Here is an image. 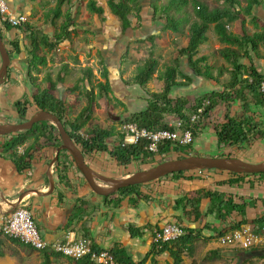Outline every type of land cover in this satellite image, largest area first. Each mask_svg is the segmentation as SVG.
I'll return each mask as SVG.
<instances>
[{
	"label": "trees",
	"instance_id": "16d2710c",
	"mask_svg": "<svg viewBox=\"0 0 264 264\" xmlns=\"http://www.w3.org/2000/svg\"><path fill=\"white\" fill-rule=\"evenodd\" d=\"M67 1L56 0V7L50 11L53 19H58L62 16V7ZM262 1L245 0L246 5L243 6L240 0H222L223 6L210 8L209 4L203 0H151L148 6L143 4L144 0H108V7L112 14L118 18L123 35L135 29L133 27L134 19L142 22L145 8L152 9L153 19L159 21V25L156 32L149 38L150 41L153 42L156 40L162 32L172 31L178 33L182 31L184 26H189V41L186 46L179 49L178 53L180 58L186 57L194 75L198 78L212 80L217 84H221L220 77L224 73L230 75V79L222 83L224 87L222 90L210 91V94L197 97L194 102L186 96L173 97L172 90L174 87L188 88L193 86L194 81L190 76L180 71V59L176 58L173 65L167 66L164 73L157 76L159 80L164 82L163 90L160 92H152L147 88V85L152 80L153 75L158 71L159 60L153 53H150L143 65L138 67V72L132 80L133 85H138L146 91L149 103L144 110L131 114L123 123L135 122L139 127L150 130L172 129L169 127V120L172 117H176L182 120L185 127H187L192 114L197 110L202 101L207 98L211 103L206 108L203 117L194 125L193 134L195 139L201 135L204 129L203 123L217 110L220 102L228 104L225 121L215 128L218 140L217 144L220 149L226 147L240 149L243 146L253 144V140L257 136L260 139H264V125L261 121H256L252 116V112L255 111L257 113V107L264 108V98L260 92V85L264 81V75L258 72L255 64L257 60H264V56L259 52L264 47V31H257L260 26V20L255 11V7L261 6ZM190 6H192V11L189 10ZM87 7L95 15H103L105 11L102 6L98 5L96 0H89ZM243 15L251 16V21L255 28V30H252L253 32L249 31ZM69 21L71 22V20ZM69 21L62 24L60 31L55 33L53 38L45 34L39 36L38 32H34L30 26L16 28L26 33L31 43L30 47L27 48L31 57L27 68L29 78L32 77V69H37L39 65L47 64V59L38 54L42 48L53 51L63 42L71 38V23ZM235 22H239L240 24L241 32L239 33H235L229 29L231 24ZM211 25H213L219 41L226 45L223 48H219L217 54L229 65L227 67L224 65L219 66L217 75L213 74L215 66L210 61V55H199L200 47L209 41L208 31ZM6 29H11V27L6 25ZM0 34L3 35L1 28ZM10 47H12V51L16 54L21 52L18 41L11 42ZM9 53L11 56V51ZM110 71L111 69L105 65L102 73V78L105 81H99L96 85H93L92 82L90 83V87L87 88V104L74 119L68 117V107L65 100L52 93L51 90L55 88L56 83L51 82V90L49 88L38 90L32 97L25 95L22 100H16L14 102L15 110L21 119L20 121H25L29 118L28 112L32 106H35L37 110L49 111L63 122V125L70 133L76 145L84 153L85 158L95 152H108L113 160L124 167L130 166L134 162L154 163L156 157H164L171 153H176L178 158L191 155L192 145L182 146L164 143L160 145V150L157 155L149 153L145 149V141L136 145L122 147L121 144L124 134L122 131L116 132L115 128L111 130L102 127L92 128L88 132V139L78 134L92 120L95 112L94 106L97 100L109 93H113V80ZM85 75L86 79L91 80L93 76L92 69L86 68ZM178 75L181 77V80H178ZM10 77L11 71L8 70L7 79ZM59 81L63 82V78H59ZM125 83L130 85L128 81H125ZM96 89H98V92H96ZM234 101L240 102V106L244 111V116L241 118L229 113L230 103ZM253 106L255 108H252ZM114 135L118 142L116 146L110 148L107 140ZM0 138L3 139L0 142V149L8 154L7 159L10 160L19 174H23L33 168L36 152L45 145L41 144L42 139H45L54 149H57L62 142L57 128L50 121L36 123L30 130L4 136L0 135ZM20 147H24L23 152H20ZM218 156L232 157L230 154H221ZM164 161L166 160L164 159L161 162ZM71 169L81 174L71 155L67 151H61L59 160L55 164V173L58 176L59 184H63L65 187H71L68 180ZM195 172H200V174L195 176ZM205 172L226 174L227 178L225 180L216 181V185L218 186L228 185L230 187H236L247 177L264 179V173L237 174L216 169H205L202 171L177 172L163 177L161 180L170 177L174 180H203L205 178L201 174ZM144 185L146 184L122 188L118 191L120 197L116 198V200L111 199L113 194L108 197H103L104 201L106 204L113 203V201H116L118 204L125 198H128V201L132 204H137L138 199L149 203L153 200L152 197L150 195H144L140 191V188ZM250 185L253 186L252 182ZM59 195L62 198V194L59 193ZM237 199V196L232 193L211 190L205 187L200 188L191 196L183 195L175 200V210H181L185 218L192 220V223L187 226H183L181 222L175 221L182 225L185 230V234L180 239L168 243H152L150 251L139 261H135L128 249L121 243H116L107 250L114 256L116 264H146L149 257L156 261L164 253H167L171 258L169 264H185L184 255L193 256L195 242L203 237L204 230L213 233L209 237V240L212 241L218 238L224 230L240 229L242 226L248 223L250 224L248 222V209L256 208L259 199L251 198L250 201H245L244 198ZM260 201L264 206V198L260 199ZM77 203L76 209L85 212L86 209L84 207L87 202L79 198L77 199ZM204 203H206V206H204ZM203 214L205 217L211 216L218 223L208 222L204 224L202 229L197 228L195 223H201ZM80 215L79 212L78 216ZM77 218L79 217H76L75 214L70 220L73 222ZM252 225H254L257 232H260L264 228V212L253 220ZM144 229L135 227L134 225L127 227V231L132 238H142L145 235ZM1 235H4L2 229H0ZM85 237H89V235ZM10 239L18 245L33 249L19 239ZM94 246L96 249H104L98 247L96 244ZM40 254L42 258L41 264H54V260L59 257L67 258L70 264H96L88 258L74 260L51 249L40 251ZM249 255L264 258V248L253 249V251L249 252ZM5 256L6 253L0 241V259ZM220 256L221 248L211 249L206 253L205 260L212 261ZM192 264L197 263L193 261Z\"/></svg>",
	"mask_w": 264,
	"mask_h": 264
},
{
	"label": "rangeland",
	"instance_id": "374dc122",
	"mask_svg": "<svg viewBox=\"0 0 264 264\" xmlns=\"http://www.w3.org/2000/svg\"><path fill=\"white\" fill-rule=\"evenodd\" d=\"M88 1L89 0H68L62 7V16L58 19L52 20L50 11L56 7V0H40L39 2L35 0L36 3L34 12L30 13L28 16L29 21L25 26H30L34 32H38L39 36L45 34L53 38L55 33L60 31L62 24L71 20V22L69 21L71 23V38L63 42L53 51L47 48H42L38 54L47 59V64L39 65L37 69H32L31 78L28 76L27 68H16L11 62L12 65H10L9 68V71H11V77L5 82V84L8 82L10 84H3L1 87H4L0 89V112L4 110L3 112L6 113V115H0V119L2 120L0 121L1 124H14L23 122L20 121L21 119L15 110L14 102L16 100L14 98L19 96L17 97V100H22L25 96L24 94L27 92L29 93V90L32 92L30 93L31 95H29V97H32L33 93L37 92L38 90H44L47 88L50 89L51 82L56 83V86L54 89L50 90L57 97L65 100L68 107V117L70 119H74L87 104V88L90 87V83L92 82L93 85H96L99 81H105V79L102 78V73L106 65V60L103 54L106 52V50H108V48L109 50L110 48H118L120 51L119 53L121 54V57H118L119 53H117L116 55L118 58H115V56L110 58L112 59L110 64L112 66L110 73L113 80L114 91L113 93H109L103 98L97 100L94 106L95 112L92 120L83 130H81L85 137L88 136L89 130L95 127H102L108 130L115 128L116 132H121L120 128L125 124L123 123L124 120L132 114L129 113V115L126 113L128 107L130 110H134L136 108L135 106L141 105V103L144 105V107L147 106L149 101L146 91L138 85H133L132 80L138 72V67L143 65L150 53H153L154 56L158 58L159 67L158 71L153 75L152 80L148 83L147 88L152 92H160L163 90L164 83L163 86L159 85V78L157 76L164 73V70L167 66L173 65V58L179 55V49L184 47V45H187L189 40V26H184L182 31L178 33L171 31L162 32L161 35L152 42L149 38L156 32V29H158L159 21L153 19L152 9L145 8L143 13L144 19L147 20L145 21V24L150 22L154 28L149 26L145 28V38L143 39L144 41H142L141 39H137L141 37V31L140 29H137V27L130 30L125 35L122 34L120 22L118 18L112 14L110 8L108 7V0H96L98 5L102 6L105 10L103 15H95L90 12L87 7ZM150 1L151 0H144L143 4L148 6ZM203 1L208 3L210 8L221 7L224 5L222 0ZM240 1L242 2L243 6L246 5L245 0ZM262 2L263 3L261 6L255 7V11L259 16L260 23L264 25V0ZM189 10L192 11V6H190ZM243 16L245 17L249 31L253 32L252 30H255V28L251 21V16ZM133 24L136 26L137 20L134 19ZM229 29L235 33L241 32L239 22L231 24ZM261 30L264 31V26L260 25L257 31ZM162 37H165L167 46L159 50L158 47L160 46L158 40ZM208 37L209 41L200 47V53L209 54L210 61L215 67L228 64L221 56L217 54V50L219 48L225 47L226 45L219 41V38L213 29V25H211L208 31ZM27 40L29 41V38H27ZM259 52L264 56V47H262ZM183 58V64H185L183 66V70L186 71L188 62L186 57ZM132 61L136 62V64H132ZM261 61L263 62L264 60ZM119 64L120 67L118 68ZM86 68L92 69L93 76L91 80L86 79ZM59 78H63V82H60ZM180 78L181 77H179L178 80H181ZM123 79L128 81L130 85H127L125 81L123 82ZM229 79L230 75L228 74L224 82H227ZM197 87L195 92H189L182 96L189 97L190 100L194 102L197 97L210 94V91L207 90L209 87H203L202 84H199ZM223 88L224 87L222 86V88L219 90H222ZM96 92H98V89H96ZM172 96L175 97V95ZM131 102H136V104L132 106L130 105L132 104ZM230 104L229 113H231V115L239 118L244 116V111L240 106V102L234 101ZM144 107L142 110H144ZM227 108V103L220 102L217 110H215V112L210 115V120L203 123L204 129L199 136V140L205 141V143H208V146L204 149H197V147L194 145L196 143L194 142V144H192L191 155L219 157L218 155L221 154H230L232 157L244 159L253 163L264 162V139H260L258 136L255 140H253V144L243 146L240 149L236 147H226L219 151L217 145L214 143V140H216L215 138H217L215 128L225 121V113ZM252 108H255V106ZM37 111L39 110H37L35 106L30 107L28 117L31 118ZM261 111L263 113V108L257 107V113H255V111L252 112V116L256 121H261V123L264 125V115H261ZM14 115H16V117ZM176 119V117H172L169 122L175 121ZM117 142L118 141L115 135L108 138L107 140L110 148L116 146ZM198 142L199 141H197V144ZM41 144L45 145L40 148L39 151H41L43 148L51 147L45 139L41 140ZM19 150L20 152H23L22 149ZM177 156L178 155L176 153H171L164 157H156L154 163L134 162L130 166L124 167L120 166L115 160L111 158L110 155L95 152L86 156V161L92 168L101 174L113 178H121L131 175L137 171L153 167L161 163V161L164 159L170 160L178 158ZM53 158L52 156L47 158L45 167H49ZM37 161L38 160H36V162ZM34 166V169L36 170L38 165ZM53 171L55 180H58V176L55 173V167H53ZM207 174L208 173H202L201 175L205 176ZM11 177L12 176H9V179L12 180ZM68 180L71 184V187H68L67 191H73V189H76L75 193H78V188L82 191V193L89 191L93 194L95 199L98 198L99 200H103L102 203H105L104 198L92 192L83 175L75 172L74 169L70 170ZM46 181L49 184V178L46 177ZM168 181L171 182L173 179L171 177L164 178L162 180L159 179L140 188L142 194L147 196L150 195L153 199L151 202L146 203V205L149 206V211L155 207L153 209L154 215L150 216V221L147 223V226L149 227H153V221L157 222V224L154 226H157L162 221V210L159 207H156V203L158 204V202L162 201V199L158 198L162 195L160 189L162 186H165L166 182ZM100 183L107 185L104 182ZM60 186L62 188L64 185L61 184ZM63 188L67 189L65 186ZM114 195L117 196L115 198L120 197L118 192H116ZM113 196L111 198H113ZM82 199H86L88 202L87 198L82 197ZM140 200L141 199H138L137 201L139 202ZM138 202L137 204H132L129 202V204L132 205V207L138 206ZM107 214L109 213L107 212ZM175 221L181 222L183 226H187L192 223V220L184 217L182 211L179 215L176 214L174 221L172 220L171 222ZM204 224L205 222L201 221V223H197L195 226L202 229ZM212 234L213 233L210 231H203V237L195 242V251L193 256L191 257L184 255L185 264H192L193 261H195L197 264H264V258L253 257V255H249V252L253 251V249L246 251L242 249L240 250L239 248L220 246L219 248H221V256L219 258L212 261L205 260L206 253L211 249H217L219 245L217 238L212 241L209 240V237L212 236ZM116 240L122 241L126 244V248L134 257L135 261L141 260L142 257L150 251L151 244L153 243L152 236H146L143 240H141L140 243L128 245L131 240H136L130 238L129 233L126 231L123 232V234L120 236V239L117 238ZM0 241L2 248L6 253V256L0 259V264H41L42 258L40 251L18 245L4 235L0 236ZM148 244L150 247H148V251H145ZM54 262V264H70L69 260L64 257L56 258ZM169 262H171V258L167 253H164L159 256L156 261L149 257L146 264H169Z\"/></svg>",
	"mask_w": 264,
	"mask_h": 264
},
{
	"label": "crops",
	"instance_id": "0c3cea01",
	"mask_svg": "<svg viewBox=\"0 0 264 264\" xmlns=\"http://www.w3.org/2000/svg\"><path fill=\"white\" fill-rule=\"evenodd\" d=\"M36 1L39 2L40 0H36ZM35 3H36L35 0H8V4L11 11L16 12L17 14H25L26 16H29L30 13L34 12ZM38 10L41 11L40 9ZM145 21L147 20H145L143 16L142 22L137 21L136 26H134L133 24V27H137V29H140L141 31L140 32L141 37L137 39L143 40L145 38L144 32L146 31L145 28L147 26L154 28V26L151 25L150 22L145 24ZM260 25L264 26L261 23ZM0 28L3 34L2 36L8 47V50L9 52L11 51L12 53L11 56L13 55V57H11L13 66L20 69L28 68L29 60L31 59V57L27 51L28 50L27 48L30 47L31 43L30 41L27 40L28 37L26 36V33H24L20 29H16L13 27H11V29H5L6 28L5 26L3 27L0 26ZM13 41H18L20 44L21 52L19 54L14 53V51H12V47H10L11 42ZM158 43L160 46L158 47L159 50L167 46L165 37L159 39ZM119 52L120 51L118 48H112V49L110 48V50L108 48V50H106V52L103 54L106 60V66L109 69L112 68V66L110 65L112 59L110 58H113V56H115V58L121 57V54ZM117 53H119L118 57L116 55ZM202 55H209V54L200 53V56ZM176 58L180 59V71L190 76L194 81H193V86L188 88L174 87V89L172 90V95H175V97L185 95L189 92H195L199 84H202L203 87L204 86L209 87L207 89L208 91H218L219 89L222 88V83L225 81V78L228 75L227 73H224V75L220 77L221 84H217L212 80L198 78L196 75H194L190 66H188L189 64L187 65L186 71H184L183 70V66L185 65L183 64L184 58L182 57L180 58L178 55L173 59L176 60ZM174 60H173V64H174ZM132 64H136V62L132 61ZM255 64L258 72L264 75V61L262 62L261 60H257L255 61ZM224 65L226 67L228 66V64H224ZM119 67L120 64L118 65V68ZM218 67L214 68L213 70L214 75L218 74ZM158 83L159 85L163 86L164 82L162 80H159ZM6 84H10V83L8 82ZM24 85H25V81H24ZM3 87H1L0 89H2ZM30 93H32L30 90L29 93L27 92L26 94H24L23 92V94L26 96L31 95ZM17 97L19 96H16L14 99L17 100ZM131 103L132 104L130 105L132 106L136 104V102H131ZM135 107L136 108L134 110H130V108L128 107L126 113L133 114L135 112H138L139 110L143 109L144 105H142L141 103V105H136ZM146 107H144V109ZM3 111L4 110L0 112L1 116L6 115V113ZM261 115H264L262 111H261ZM14 116L16 117V115ZM209 120L210 118L207 119L206 121ZM0 121L2 120L0 119ZM215 139L216 140H214V143L218 147L217 144L218 140L217 138ZM2 141L3 139L0 138V142ZM197 141H199L198 144ZM195 143L198 145L197 146L196 144H194L197 147V149L200 148L204 149L208 146V143H205V141L203 140H199V137L195 139ZM19 149L23 150L24 147H20ZM218 149L220 151L223 148L220 149L218 147ZM55 153L56 152L53 147H46L43 148L41 151H37L36 157L33 162V166L38 165L37 169L35 170L34 169L35 166H34L32 169L24 172L23 174H19L13 167L10 160L7 159L8 154L4 153L3 150L0 149V229L2 227L4 213L11 210L10 207H12V204L18 200L19 196L23 192H28V193L24 196L21 205L29 209L33 213L36 221V225L40 233L46 240H48L49 242L64 240L66 238L67 233L74 232L77 238L85 237L89 235V238H91L98 247L104 248L106 250L109 247L115 245V243H121L123 246L127 247L124 242L117 241L116 239L117 238L120 239V236L123 234V232L125 231L128 232L127 227L129 225L145 228L144 229L145 235L142 238H132L130 236V238L135 239L136 241L131 240V242H129L128 245L134 243L135 244L140 243L141 240H143L144 237L146 236L148 237L153 236V232L155 229L163 227L166 223L171 222L172 220L174 221L175 215L180 214L181 210H175L176 199L182 197L183 195L191 196L195 191L203 187L211 190H220L226 193H232L233 195L237 196L238 199L244 198L245 201H250L251 198L259 199L257 201L256 208L248 209V222H250V224H252L253 220L257 216L262 215V213L264 212V206L260 201V199L264 198V179H259L258 177H247L243 182L240 183L239 186L236 187H230L228 185L218 186L216 185L217 184L216 181L225 180L227 178L226 174L223 175V174L210 172L207 175L203 176L205 178L203 180L195 179L192 181H186V180L173 179V181L171 182L169 181L166 182V185L162 186V188L160 189L162 195L158 197L162 199V201L158 202V204L156 203L157 205L156 207H159L162 210L161 211L162 221L157 226H154L157 224V222L153 221L152 222L153 227H149L147 226L148 225L147 223L150 221L149 220L150 216L154 215L153 209L155 207H153L152 210L149 211L148 209L149 206H147L146 203H144L143 201H139L138 206H133V207L132 205L129 204L127 198H125L123 201H121L118 204L116 203V201H113V203L106 204V203H102L103 200H99L98 198L95 199L93 194L89 191L82 193V191L78 188V193H75L76 189H73L74 191L73 193V191H71L70 189H69L70 191H67L68 187H66L67 189H64L63 188L64 186H62L61 188L60 186L61 184H59L58 180H55L56 190L51 195L42 196V195H38L34 191H30L33 189H37L43 193L49 191L50 184H48L46 181V177L48 178L47 171L49 167H45V163L47 162V158H49V156H54ZM98 153L109 155L108 152H98ZM36 160H38L37 162L39 163H37ZM53 167L55 166L54 165L52 166L51 172L54 174ZM199 174L200 172H196V174L194 175L198 176ZM9 176H12L11 177L12 180L9 179ZM251 182L253 186L250 185ZM59 193L62 194V198L60 197ZM82 197H85L88 200L87 202L85 199V201L87 202L86 206L84 207V209H86L85 212H83V210L78 211L76 209L78 205L77 199ZM115 197L117 196L114 195L113 198L111 199L116 200ZM204 206H206V203H204ZM79 212L81 214L80 216H78ZM107 212L109 214H107ZM75 214L76 217H79L81 219L79 220V218H77L73 222H71L70 219L72 216H75ZM202 221L205 223L210 221H211L210 223H218L211 216L205 217L204 214L202 216ZM148 247H150L149 244L146 246L145 251H148Z\"/></svg>",
	"mask_w": 264,
	"mask_h": 264
},
{
	"label": "built area",
	"instance_id": "2783aa9c",
	"mask_svg": "<svg viewBox=\"0 0 264 264\" xmlns=\"http://www.w3.org/2000/svg\"><path fill=\"white\" fill-rule=\"evenodd\" d=\"M28 16L11 11L8 0H0V26L9 25L13 28L24 27L28 23ZM251 81V80H250ZM260 92L264 98V81L260 85ZM209 99H204L192 114L189 125L185 127L180 119L169 122L172 129L150 130L141 128L135 122L125 123L120 129L124 134L122 147L146 142L145 149L152 154H158L160 145L172 143L188 146L195 142L194 125L203 117L210 105ZM264 113V108H263ZM82 137L84 133L79 131ZM88 139V136L85 137ZM12 208V207H11ZM2 232L9 238L19 239L37 251L51 249L65 257L74 260L88 258L96 264H116L114 256L106 249H96L94 241L89 237L77 238L74 232H69L64 240L49 242L40 233L34 216L30 210L20 205L8 214H4ZM185 234L184 227L177 222H168L163 227L155 229L152 236L153 243H168L180 239ZM220 247L239 248L242 250L264 248V228L260 232L252 224H246L240 229H228L217 238Z\"/></svg>",
	"mask_w": 264,
	"mask_h": 264
},
{
	"label": "water",
	"instance_id": "95a60500",
	"mask_svg": "<svg viewBox=\"0 0 264 264\" xmlns=\"http://www.w3.org/2000/svg\"><path fill=\"white\" fill-rule=\"evenodd\" d=\"M0 87L5 83L8 77V70L11 65V56L8 47L5 43L3 36L0 34ZM44 121H50L56 128L61 137V144L57 147L55 156L51 161L47 176L49 178L50 189L48 192H41L37 189L30 191L36 192L38 195L47 196L51 195L56 190V182L51 172L53 165L59 160V154L61 151H67L73 158L76 167L87 181L90 189L95 194L108 197L120 189L130 186H136L141 184H148L157 181L163 177L171 175L177 172L183 171H195L205 169H216L221 171H227L237 174H260L264 173V162L253 163L244 159L236 157H208L200 155H189L186 157L175 158L161 162L148 169L137 171L131 175H127L121 178H113L104 174L99 173L97 170L92 168L86 161L85 155L82 150L76 145L72 139L70 133L63 125V122L53 113L46 110L37 111L31 118L20 123H0V135H9L18 133L33 128L34 124ZM100 182H104L107 185L102 187ZM28 192H23L18 200L12 204L10 211L5 212L8 214L14 209L18 208L24 199V196Z\"/></svg>",
	"mask_w": 264,
	"mask_h": 264
},
{
	"label": "bare ground",
	"instance_id": "6f19581e",
	"mask_svg": "<svg viewBox=\"0 0 264 264\" xmlns=\"http://www.w3.org/2000/svg\"><path fill=\"white\" fill-rule=\"evenodd\" d=\"M100 185H102L101 183H99ZM102 187H105L104 185H102Z\"/></svg>",
	"mask_w": 264,
	"mask_h": 264
},
{
	"label": "clouds",
	"instance_id": "9594fccd",
	"mask_svg": "<svg viewBox=\"0 0 264 264\" xmlns=\"http://www.w3.org/2000/svg\"><path fill=\"white\" fill-rule=\"evenodd\" d=\"M6 82V81H5Z\"/></svg>",
	"mask_w": 264,
	"mask_h": 264
}]
</instances>
